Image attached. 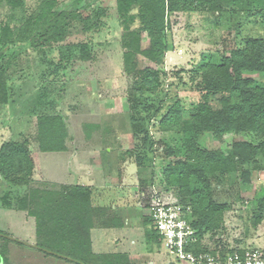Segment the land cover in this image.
<instances>
[{
	"label": "trees",
	"instance_id": "16d2710c",
	"mask_svg": "<svg viewBox=\"0 0 264 264\" xmlns=\"http://www.w3.org/2000/svg\"><path fill=\"white\" fill-rule=\"evenodd\" d=\"M61 1L65 0H36L28 7L25 0H0V9L7 10L5 20L0 22V106L7 105L13 97L8 71L19 54L17 46L39 53L38 66L44 67L40 78L51 84L70 65L72 51L77 53L79 62L93 63L98 59L95 45L99 44L94 39L104 31L107 20L115 19L122 67L129 80L127 102L132 139H140L151 151L160 148L165 157L174 159L163 170L164 186L174 189L180 205L190 207L197 239L194 249L216 252L206 249L202 239L205 232L217 228L220 213L227 206L214 202L212 180L220 184L225 175L239 173L247 182L249 173L239 172L240 168L256 163L257 157L264 159V87L249 77H264V38L248 36L230 45L227 53L202 55L190 71V80L195 82L200 98L187 119L180 101L168 91L158 107L148 104L146 95L162 91L161 78H167L163 65L172 15L206 13L216 19L226 18L236 38L250 21L264 28V0H114L112 8L105 0L103 6L96 7H89L85 0L59 5ZM144 40L146 46L142 44ZM138 58L151 66H141ZM47 90L42 98L47 96ZM45 106L46 111L36 119L33 137L0 144V180L10 188L24 189L13 204L9 202L11 192H3L1 206L33 218L35 244L31 247L45 256L70 264H134L128 252L93 251L91 230L95 226L121 229L127 219L110 206H94L92 187L34 180L30 143L37 144L41 152H63L67 148V122L57 114L53 101H47ZM143 113L151 116H142ZM156 118L154 129L171 133L173 144L157 142L149 136L145 123ZM203 135L219 144L227 136L237 139L229 148L207 149L198 144L197 139ZM135 159L141 165L142 156L136 153ZM263 212L264 197L258 201L257 209L258 215ZM259 220L257 216L254 224L258 225ZM143 221L152 229L147 234L149 242L160 243L149 214ZM1 261L9 264L5 245L0 246Z\"/></svg>",
	"mask_w": 264,
	"mask_h": 264
},
{
	"label": "rangeland",
	"instance_id": "374dc122",
	"mask_svg": "<svg viewBox=\"0 0 264 264\" xmlns=\"http://www.w3.org/2000/svg\"><path fill=\"white\" fill-rule=\"evenodd\" d=\"M35 2L25 0L28 7ZM105 2L110 8L114 5V0ZM68 3L69 0H65L59 5ZM85 4L89 7L103 6V1L85 0ZM6 13V9H0V22L5 20ZM170 19L168 51L163 65L167 78H161L162 91L146 95V100L158 107L165 91H168L171 97L176 96L180 101L183 117L187 119L200 98L194 89L195 82L190 80V71L202 55L227 53L230 45L248 36L264 38V28L250 21L242 26L240 35L235 38L226 18L216 19L206 13H178ZM118 36L115 19L107 20L104 31L94 39L95 44H99L95 45L98 59L93 63L79 62L77 53L72 51L70 65L51 84L42 82L40 78L44 67L38 66L39 53L24 45L17 46L19 54L8 71L13 97L7 105L0 106V144L9 139L33 137L37 117L46 111L47 101H53L57 114L67 122V148L63 152H41L37 144L30 143L35 163L34 180L90 186L94 206H110L127 219L121 229L95 226L91 230L95 253L128 252L134 264H173L175 259L161 242H149L147 234L152 229L143 218L148 214L147 207L154 195L163 199L177 198L174 189H166L163 182V170L174 159L165 157L160 148L151 151L140 139H132L127 102L129 80L123 71ZM142 44L146 46V41ZM138 62L141 66H151L142 58H138ZM249 77L264 87L262 75L251 74ZM45 90L48 94L42 98ZM157 122L158 118L145 123L149 136L154 141L164 140L173 144L171 133L154 129ZM235 139L236 136H227L219 144L214 143L209 135H203L197 140L201 148L216 149L229 148ZM136 153L142 156L141 165L136 162ZM241 171L249 173L247 182H243L239 173L225 175L220 184L211 182L214 202L227 207L220 213L217 228L204 233L202 243L206 249L264 248V212L257 213L258 201L264 197V159L257 157L256 163L244 165ZM23 190L10 188L0 180V197L3 192L10 191V204ZM257 216L260 220L255 225ZM1 235L22 244L0 237V246H7L9 264H70L45 256L31 247L35 244L33 218L0 204Z\"/></svg>",
	"mask_w": 264,
	"mask_h": 264
},
{
	"label": "built area",
	"instance_id": "2783aa9c",
	"mask_svg": "<svg viewBox=\"0 0 264 264\" xmlns=\"http://www.w3.org/2000/svg\"><path fill=\"white\" fill-rule=\"evenodd\" d=\"M163 198L154 195L147 209L163 248L175 259L173 264H264V248L196 251L190 207L180 205L177 198Z\"/></svg>",
	"mask_w": 264,
	"mask_h": 264
},
{
	"label": "water",
	"instance_id": "95a60500",
	"mask_svg": "<svg viewBox=\"0 0 264 264\" xmlns=\"http://www.w3.org/2000/svg\"><path fill=\"white\" fill-rule=\"evenodd\" d=\"M8 239H10V240H13L12 238H9V237H7Z\"/></svg>",
	"mask_w": 264,
	"mask_h": 264
},
{
	"label": "crops",
	"instance_id": "0c3cea01",
	"mask_svg": "<svg viewBox=\"0 0 264 264\" xmlns=\"http://www.w3.org/2000/svg\"><path fill=\"white\" fill-rule=\"evenodd\" d=\"M84 186H86V185H84Z\"/></svg>",
	"mask_w": 264,
	"mask_h": 264
}]
</instances>
